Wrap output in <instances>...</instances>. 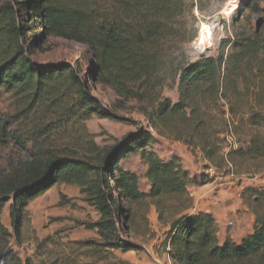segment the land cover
<instances>
[{"label": "trees", "instance_id": "1", "mask_svg": "<svg viewBox=\"0 0 264 264\" xmlns=\"http://www.w3.org/2000/svg\"><path fill=\"white\" fill-rule=\"evenodd\" d=\"M214 0H0V92L11 109L0 111V215L10 202V232L0 218V264H22L8 249L18 238L29 203L55 184L75 185L97 213L80 223L94 231L95 251L129 250L122 230L138 231L140 208L150 206L169 225L165 244L171 264H264V188L245 187L244 204L254 215L240 243L218 239L213 216L191 214L192 179L179 160L164 161L155 136L138 129L101 147L86 127L92 116L111 117L91 84L110 86L117 102L138 99L154 132L198 148L217 168L254 164L264 169V0H239L215 55L190 59L177 53L185 15L205 12ZM226 3L228 0H221ZM253 21L255 24L253 25ZM184 34V35H183ZM46 37L82 44V59L45 62ZM176 87L177 101L162 97ZM245 147L223 143L227 138ZM139 154L149 189L119 162ZM8 259L11 261L8 262ZM77 264V263H74Z\"/></svg>", "mask_w": 264, "mask_h": 264}, {"label": "rangeland", "instance_id": "2", "mask_svg": "<svg viewBox=\"0 0 264 264\" xmlns=\"http://www.w3.org/2000/svg\"><path fill=\"white\" fill-rule=\"evenodd\" d=\"M240 5L239 0H228L226 3L214 0L203 13L194 8L193 16L185 15L182 23L184 37L195 38L189 42H179L180 50L176 52H184L192 60L202 55H215L220 41L227 34H231L221 22H229ZM46 44L47 50L35 53L37 60H66L76 63L78 59H82L85 71L92 66L85 53L86 47L82 44L54 37H46ZM91 89L102 104L114 113L111 117L92 116L86 121L88 131L101 147L114 145L126 134L134 133L138 129L150 131L156 138L153 149L161 159L179 160L192 179L188 186L193 198L191 214L200 212L215 215V220L223 222L229 232L236 229L242 233L249 228L252 212L244 204L241 193L248 186L264 188V169H256L252 163L238 168L230 165L217 168L213 162L204 158L198 148L157 135L144 115V102L138 99L117 102L118 97L110 86L91 84ZM162 97L168 98L172 103L176 102V87H163ZM10 102V96L0 92V111H9ZM246 139L245 136H240L236 143L227 138L226 143H223L225 151L230 145L234 148L238 145L245 147ZM7 158L8 152L0 149V171L6 168ZM119 165L123 170L138 175L140 190L149 189L150 185L144 178L146 165L139 154L122 158ZM9 205L10 202L3 205L0 218L2 224L12 232ZM139 214L144 215L147 222L140 219L137 232L132 233L125 229L120 234L123 241L134 244L136 248L106 250L100 258L93 244L98 240L96 233L80 224L95 221L97 213L85 202L77 186L55 184L29 203L20 236H12L7 247L22 264H171L165 244L169 225L158 220L153 206L146 213L145 209L140 208ZM253 223L254 215L251 229ZM8 262L11 261L8 259Z\"/></svg>", "mask_w": 264, "mask_h": 264}, {"label": "crops", "instance_id": "3", "mask_svg": "<svg viewBox=\"0 0 264 264\" xmlns=\"http://www.w3.org/2000/svg\"><path fill=\"white\" fill-rule=\"evenodd\" d=\"M215 216V215H213ZM216 217V216H215ZM217 218V217H216ZM250 220H251V225L249 226L248 229H245L242 231V233H239V231L233 230L232 232L226 231V227L223 222H221L219 219H217V227H218V239L220 242H223L226 237L231 238L233 241L236 243H240L242 239L251 232V226H252V221H253V215H250Z\"/></svg>", "mask_w": 264, "mask_h": 264}]
</instances>
